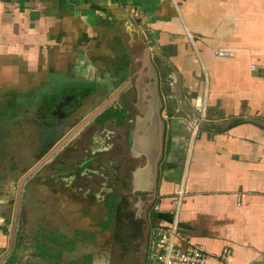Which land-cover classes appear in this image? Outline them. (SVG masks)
<instances>
[{"label":"crops","instance_id":"obj_1","mask_svg":"<svg viewBox=\"0 0 264 264\" xmlns=\"http://www.w3.org/2000/svg\"><path fill=\"white\" fill-rule=\"evenodd\" d=\"M144 45L166 125L152 211H172L181 189V232L206 264H264V0H0V106L86 82L118 87ZM114 203L109 226L74 244L92 264H106L96 251L108 243L96 241L121 217ZM149 211L133 213L144 230L125 231V264H147L150 229L164 222Z\"/></svg>","mask_w":264,"mask_h":264},{"label":"flooded vegetation","instance_id":"obj_2","mask_svg":"<svg viewBox=\"0 0 264 264\" xmlns=\"http://www.w3.org/2000/svg\"><path fill=\"white\" fill-rule=\"evenodd\" d=\"M132 61L138 64V70L140 63L137 61V56L133 57ZM127 71L128 74L125 75L127 77L123 82L130 78L129 85L116 99L93 117L88 118L123 82L110 90L107 87V90L104 89L103 84L90 82L73 85L59 91L47 90L42 92L39 103L35 101L22 104L24 112L30 116L33 113L35 117L33 123L29 124L28 130L30 134L34 130L36 134V145L32 148L31 143L32 149L25 152L22 159L25 161L30 158L35 159L40 154L39 161L43 160V162L23 182L19 206L26 192L31 195L33 192L41 191L42 197H45L44 201L56 202L59 217L73 221V225L66 226L61 223L62 227L71 232L72 230L86 231L90 235V240L95 238L96 222H92L89 218L94 212L96 203L100 202L104 213L108 197H115L119 203L117 207L122 206L124 200L128 202L130 199H136L134 204H136L135 212L137 213L145 206L148 212L147 205L152 199L151 195L132 192L133 171L142 167L145 159L143 156H132L131 153L130 135L135 118L140 113L134 104L136 71H130V68ZM123 78L122 75L121 81ZM16 107L14 105L0 106V123L5 124L6 131L8 129V135L10 134L11 137L10 130L20 121L16 111H22L16 110ZM85 118H88L87 122L80 126ZM22 132L25 135L24 132L27 131ZM2 134L0 128V136ZM13 134L15 135V132ZM30 134L28 135L27 132L28 136ZM4 137L8 142L0 139V144L4 143L2 146L12 143L11 137L9 138L6 134ZM17 167H10L8 173L17 175L19 173ZM161 167H163V160L159 169ZM36 177L38 179L34 180ZM17 184L15 189L9 185L0 184V203L7 207L13 203L15 207ZM96 185L100 186V190L95 191ZM101 193H103L102 200H100ZM140 200L142 204L139 205L138 211L137 205ZM44 205H46L45 202L42 206ZM153 207L149 209L150 213ZM47 212L48 209L45 210V213ZM76 222H86V228L76 227ZM14 229L15 226L11 234L14 233ZM44 230L46 234L59 233V230L53 231L50 228ZM0 233L3 235L2 232ZM12 238V246L7 248V251L14 249L17 243L15 233ZM3 243H0V248ZM42 244L52 245L48 239H44Z\"/></svg>","mask_w":264,"mask_h":264},{"label":"rangeland","instance_id":"obj_3","mask_svg":"<svg viewBox=\"0 0 264 264\" xmlns=\"http://www.w3.org/2000/svg\"><path fill=\"white\" fill-rule=\"evenodd\" d=\"M137 66V63H131L130 71H136ZM126 77L127 76H124L121 82H123ZM11 95L12 93L8 94V96ZM0 103H2V101ZM23 108L24 107H20V105L16 107V110L22 111H16V115L19 117L18 119L20 121L19 124H15L14 128L10 130L12 137L10 134L8 135V129L6 131L5 124L2 122L0 123L1 132L3 133L0 139H4L7 143L8 141L4 137L6 134L13 140L12 143H8L7 145L2 146V144H4L3 142L0 144V184L5 186L9 185V187L13 189H15L19 179L29 171L41 157L39 154L35 159L30 158L26 161L22 159L24 153L29 152L30 149L34 148L36 145V134L34 130L32 129V134H30L31 132L28 130L29 124L33 123L35 117L33 113L32 116L27 115ZM23 130H26L30 136L27 135V132H24L25 135H23V132L21 133ZM13 132H15V135ZM31 143L33 146L32 148L30 147ZM10 167H17L19 173L17 175L9 174L8 171ZM37 179L38 177L34 178V180ZM98 190H100V186L96 185L95 191ZM42 195L43 193L41 191L33 192L31 195L26 192V195L22 198L14 229L17 243L14 249H10V251H7V248L12 246L11 241L13 239L12 237H14V233L11 234L14 207L13 203L8 207L0 203V232H2L3 235L5 234L3 237L0 233V243L4 242L2 248H0V264H62V261L66 260L64 257L69 259L65 264H92L93 257L90 256V254L88 255L85 250H76V247H74V243L77 240L86 244L92 242L89 233L83 230H72L71 232L62 227L61 223L67 226L73 225V221L67 218L63 220L62 217H59L57 215L59 212L56 202L52 203L50 200L49 202L44 201L45 197H42ZM102 195L103 193H101L100 200H102ZM141 197L148 198L145 196ZM108 199L111 202L110 206H112L115 202V197L111 196L108 197ZM135 200L130 199L128 202L124 200L120 207L121 211L119 215L121 217L115 221L116 223L113 222L114 224L111 226L110 230L97 235V244L108 243L107 252L102 250L96 251V254H100L101 260L106 258V264H125L126 247H129L128 239L129 237H133V235L129 236L128 233L126 234L125 231L127 232L131 229L129 227L135 226L134 237L136 235L138 237L142 230H144L143 222L134 220L133 218V213L136 210V204H134ZM44 202L46 205L43 207L42 204ZM46 209H48L47 213H45ZM103 214V206L100 205V202L96 203L94 212L90 214L89 220L96 222L98 219H101ZM103 221H100L97 226L95 225V229L102 230L108 222L107 220ZM75 224L76 227L78 226L79 228H86L87 225L86 222H76ZM46 228H50L53 231L59 230V233L55 235L46 234L44 230ZM121 229L124 234L121 233ZM44 239L50 240L52 245L48 246L42 244ZM136 261L138 260L134 259L132 264H137ZM101 262H97L96 264H103Z\"/></svg>","mask_w":264,"mask_h":264},{"label":"water","instance_id":"obj_4","mask_svg":"<svg viewBox=\"0 0 264 264\" xmlns=\"http://www.w3.org/2000/svg\"><path fill=\"white\" fill-rule=\"evenodd\" d=\"M152 51V47L144 45L141 48L140 58L138 59L140 66L135 72L136 99L134 104L140 115L136 116L130 135L132 156H143L145 159L143 166L133 171L132 192L151 195L152 199L147 205L148 210L153 206L152 202L156 197L159 166L164 157V135L166 129L165 120L162 116L163 102L159 90V78L151 59V54H154ZM130 81L131 79L129 78L116 88L109 98L100 107L95 109L88 118L98 114L110 102L116 99L126 89ZM88 118H85L80 126L87 122ZM42 162L43 160L37 162L18 181L12 228L15 226L23 182L40 167ZM164 164L168 168L169 163L165 162ZM141 204L142 201L140 200L137 209L140 208L139 205ZM150 216L164 222L171 221L170 213L166 212L152 211ZM179 227L184 228L185 226L180 223Z\"/></svg>","mask_w":264,"mask_h":264},{"label":"built area","instance_id":"obj_5","mask_svg":"<svg viewBox=\"0 0 264 264\" xmlns=\"http://www.w3.org/2000/svg\"><path fill=\"white\" fill-rule=\"evenodd\" d=\"M182 193L181 189L175 192L176 198L172 202L175 208L169 212L171 221L154 224L150 229L147 264H206L210 256L201 245L191 243L181 232L178 206ZM230 255V251L225 250L219 259L225 261Z\"/></svg>","mask_w":264,"mask_h":264},{"label":"trees","instance_id":"obj_6","mask_svg":"<svg viewBox=\"0 0 264 264\" xmlns=\"http://www.w3.org/2000/svg\"><path fill=\"white\" fill-rule=\"evenodd\" d=\"M15 107H16V105H14ZM109 203H111L110 202V200L108 199V202H107V204H109ZM116 203H114L112 206H110V207H108L107 209H108V213H109V217H108V222H107V225H105L104 226V228L103 229H105V228H107L108 226H109V223H110V221H111V217H112V215H113V212H114V205H115ZM104 222V221H103Z\"/></svg>","mask_w":264,"mask_h":264}]
</instances>
